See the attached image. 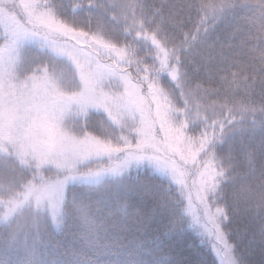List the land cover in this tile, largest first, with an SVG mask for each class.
<instances>
[{
	"label": "snow or ice",
	"instance_id": "6c2138e0",
	"mask_svg": "<svg viewBox=\"0 0 264 264\" xmlns=\"http://www.w3.org/2000/svg\"><path fill=\"white\" fill-rule=\"evenodd\" d=\"M0 264H264V0H0Z\"/></svg>",
	"mask_w": 264,
	"mask_h": 264
}]
</instances>
